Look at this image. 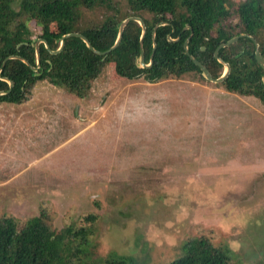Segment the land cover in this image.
<instances>
[{"label": "rangeland", "instance_id": "1", "mask_svg": "<svg viewBox=\"0 0 264 264\" xmlns=\"http://www.w3.org/2000/svg\"><path fill=\"white\" fill-rule=\"evenodd\" d=\"M240 1L231 0L232 5ZM78 7L83 23L132 12L129 0ZM29 25L30 38H38L41 28L33 21ZM51 28L57 30L55 23ZM209 82L171 77L151 83L125 78L107 63L85 96L41 79L23 103H0V216L45 214L52 228L61 229L80 227L89 214L105 221L110 211L115 217L109 214L110 223H98L93 235L102 256L170 264L163 248L172 246L177 257L174 235L197 236L232 250L230 264H264V108ZM178 85L197 91L187 101L195 128L180 132L181 145L192 149L186 162L178 159L179 166L193 168L194 158H201L193 186L179 183L181 173L174 177L172 167L146 155L147 144L160 147L170 114L162 95L171 87L172 94H180ZM121 208L124 214L117 219ZM185 211L191 213L187 227Z\"/></svg>", "mask_w": 264, "mask_h": 264}, {"label": "trees", "instance_id": "2", "mask_svg": "<svg viewBox=\"0 0 264 264\" xmlns=\"http://www.w3.org/2000/svg\"><path fill=\"white\" fill-rule=\"evenodd\" d=\"M78 1L0 0V91L6 92L0 95V103H23L41 79H47L55 86H66L70 91L85 96L92 80L107 63H114L117 73L130 79L143 77L155 83L171 77H190L197 82L208 83L202 76L200 67L185 52V40L190 37V53L218 77L224 67L215 56L216 48L230 38L246 34L237 42L220 49L219 56L230 63L231 72L223 82L217 83V86L223 87L229 94L254 98L264 108V70L255 57V42L249 37L252 35L256 38L264 55V0H242L235 5H232L231 0H129L132 12L124 15L120 11V14L114 13L103 22L97 23H83V8L78 6L92 8L97 1L104 0H84L83 4ZM146 12L153 15L151 19L143 16ZM134 14L141 16L147 26L143 41L145 61L150 60L153 50L154 26L162 21L169 22L156 30L157 48L153 65L148 69H139L136 66V59L141 52L142 32L141 25L136 21L129 22L123 31L120 44L106 54L94 52L81 38L72 36L66 39L63 50L57 54L50 53L44 43H41V67L37 74L23 61L9 58L11 55H20L27 58L32 65H36V52L32 46L33 39L30 38L33 35L29 25L31 21L41 28L38 37L47 39L49 44L53 43L54 38L59 39L66 33L80 32L89 38L96 49L105 51L114 44L121 20ZM53 23L57 30L51 28ZM186 24L191 26L192 35L190 28L183 31ZM169 35L173 38L179 36L180 39L170 41ZM2 77L12 80V88ZM176 88L180 89V94H172L176 89L171 87V93L166 92L165 95L164 92L162 95L165 101L163 105H167V112L170 114L165 118L163 137L159 139L155 136L157 133L149 135L155 137L154 139L158 138L160 147L156 149L147 144L146 148L150 149L146 150V155H149L147 159L150 162L152 159L160 160L172 167L174 177L181 173L185 179L178 178L181 180L179 183L184 184L183 179L186 184L193 186L198 178L195 171L201 161L198 166L195 162H199L201 158L198 161L194 158L195 169L185 163L179 166L178 159L186 162L192 149L188 148V144L181 145L180 132L195 128L193 111L189 110L190 103L187 101L190 93H193L191 99L194 100L197 91L184 85H178ZM223 96L225 97L224 94ZM158 98L161 100L160 96ZM176 106L179 108L175 110ZM169 107L173 109L169 110ZM172 117L173 120L170 119ZM170 121H174L171 126L168 124ZM194 137L191 135V138ZM126 145L129 146L128 143ZM152 168L154 167L150 166V169ZM163 168L161 164L160 171ZM148 172L146 170V174ZM168 173L171 175L170 171ZM147 177L150 178V175ZM121 209L115 214L117 219L124 214L123 208ZM109 212L104 214L105 221L97 222L99 216L89 214L83 218L84 224L80 227L76 224L61 229L52 228L47 221L50 217L45 214L25 216L23 219L0 216V264H135L134 257L117 254L102 256L98 253L96 240L93 239L95 226H99L98 223H110L111 217L115 216ZM109 214L112 215L110 218ZM184 215V226L187 227L191 213L185 211ZM174 240V245L180 250L177 257L172 246L163 248L172 257L170 264H230L232 259V250L229 253L226 246L216 248L206 238L195 236L180 239L174 235ZM159 253L162 257L161 252Z\"/></svg>", "mask_w": 264, "mask_h": 264}, {"label": "water", "instance_id": "3", "mask_svg": "<svg viewBox=\"0 0 264 264\" xmlns=\"http://www.w3.org/2000/svg\"><path fill=\"white\" fill-rule=\"evenodd\" d=\"M128 21H137L142 27V32H141V35H140L141 52H140V55L137 58V63L139 65V61H140L141 64H143L146 67L150 68L153 65V61H154L153 56H154V53H155L156 48H157V43H156V40H155L156 30H157V28L159 26L168 24L169 22L162 21V22L157 23L154 26V29H153V50H152V53H151L150 62L145 64V51H144V48H143V41H144V38L146 36L147 26H146V23H145L144 19L141 16L135 15V14L132 15V16L127 17L126 19H124L123 21H121L118 24V34H117L116 40H115L114 44L109 49H107L105 51H100V50L96 49L92 45V43L90 42L89 38L87 36H85L84 34H82L80 32H69V33L64 34L61 38L58 39L59 42H60V48L57 51H54V50L50 49V44L48 43L47 39L40 38V37L33 39L32 46L35 48V52H36V65H32L31 62L27 58H25L23 56H20V55H11V56H9V58H15V59H19V60L23 61L24 63L29 65L33 71H35V74H37V71L41 67V51H40L41 43H44L45 47L48 50H51L52 53H57L65 45L66 39L69 38V37H72V36H77V37L81 38L86 43L87 47H89L94 52H96L98 54H106V53L114 50L120 44V42L122 40V37H123V31H124L125 26L128 23ZM187 27L191 29V35H192L193 31H192L191 26L188 25ZM244 35H246V34H242L240 36H235L233 38H230L228 41L221 43L216 48L215 56L218 59V61L224 67L222 74L220 76H218V77H215L212 74V72L210 71V69L202 61H200L195 55L190 53V51H189V40H190V37L187 38L185 40V42H184L185 52L190 56V58L194 61V63L197 64L200 67L202 76L205 79H207V80H209L211 82L220 83V82H223L229 76V74L231 72V65H230V63L228 61L224 60L222 57L219 56V51H220L221 48L227 47V46L237 42L238 39L241 36H244ZM249 37L255 42V46H256L255 57H256L257 62L260 64V66L264 70V55L262 54V52L260 50V44L258 43V41L256 40V38L254 36L249 35ZM179 39H180L179 36L177 38H173V37H171V35H169V40L170 41H177ZM203 49H204V47H203ZM0 72H1V69H0ZM2 79L6 80L9 83L10 88H12V86H13L12 80H10L7 77H2ZM263 80H264V78H263ZM4 93H6V92L5 91H0V95L4 94Z\"/></svg>", "mask_w": 264, "mask_h": 264}, {"label": "flooded vegetation", "instance_id": "4", "mask_svg": "<svg viewBox=\"0 0 264 264\" xmlns=\"http://www.w3.org/2000/svg\"><path fill=\"white\" fill-rule=\"evenodd\" d=\"M129 16H132V15H129ZM129 16H127V17H129ZM126 17V18H127ZM126 18H124V19H126ZM124 19H122L121 21H123ZM129 22H131V21H128V23L126 24V26L129 24ZM137 22V21H136ZM125 26V27H126ZM188 25L186 24L185 25V27L183 28V31H185L186 29H189L188 27H187ZM173 31H174V28H173ZM40 38H42V37H40ZM61 38V37H60ZM45 45V44H44ZM65 46V45H64ZM64 46L62 47V49L60 50V51H58L57 53H59V52H61L62 50H63V48H64ZM52 47H54V48H52ZM60 48V42H59V40L57 39V38H54L53 39V43L52 44H50V49L51 50H54V51H57L58 49ZM51 50H49V52L50 53H52L51 52ZM57 53H52V54H57ZM150 58H151V56H150ZM150 62V60L148 59V61H145V64H147V63H149ZM136 66H137V68H139V69H148V67H146L145 65H143V64H141V62L139 61V65H138V63H137V59H136Z\"/></svg>", "mask_w": 264, "mask_h": 264}]
</instances>
